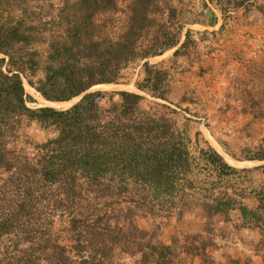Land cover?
<instances>
[{
	"label": "trees",
	"instance_id": "obj_1",
	"mask_svg": "<svg viewBox=\"0 0 264 264\" xmlns=\"http://www.w3.org/2000/svg\"><path fill=\"white\" fill-rule=\"evenodd\" d=\"M118 10L115 0H63L45 6L31 0H0V178L8 173L4 186L16 188L12 191L15 199L8 198L0 206V237L14 233L15 224L19 227L29 219L36 198L53 207L58 200L66 202L68 208L90 194H132L134 206L126 207L124 213L119 208L117 213L109 210L93 219L70 212L69 230L76 234L72 239L77 258H69L66 247L58 244L54 246L58 261L53 264H119L113 261L115 248L131 256L139 254L137 264H176L178 257L174 240L171 245L160 241L158 224L141 229L136 219L153 215L155 207L181 202L188 207L185 190L193 186L187 178L191 159L185 139L169 116L142 107L145 96L91 89L118 83L123 69L144 60L145 75L136 87L165 99L170 90L168 73L146 59L178 42L180 10L157 0H130L120 30L107 32L105 17L113 19ZM186 45L187 41L181 46ZM23 79L45 101L80 99L62 110L30 108L27 103L32 97L25 92ZM115 95L120 99L117 102ZM106 97L111 103L102 108ZM260 104L253 101L242 112L264 119L250 111ZM23 120L57 130L55 137L37 145L33 161L9 148ZM242 154L244 160L264 161V131L259 144L244 148ZM208 161L234 170L215 151H210ZM260 167L264 169V164ZM260 200L264 202V193ZM235 203V199L218 198L201 206L209 219ZM136 208L145 211L139 213ZM240 211L247 215L245 207ZM251 215L258 219L255 213ZM206 244L201 241V248ZM29 247L22 251L26 254ZM13 258L7 261L4 257L5 263L0 264L32 263Z\"/></svg>",
	"mask_w": 264,
	"mask_h": 264
},
{
	"label": "crops",
	"instance_id": "obj_2",
	"mask_svg": "<svg viewBox=\"0 0 264 264\" xmlns=\"http://www.w3.org/2000/svg\"><path fill=\"white\" fill-rule=\"evenodd\" d=\"M178 20V42L162 54L146 59L168 73L170 90L165 99L155 98L136 87L145 75L144 60L137 61L135 74L127 84L113 83L118 91L145 96L143 103L154 101L173 109L170 115L188 145L191 159L187 178L193 187L187 188L184 195L188 207H182V202L174 207H157L159 215L138 217L136 223L141 229L158 224L160 241L171 245L174 240L176 258L182 264H264V202L260 200L264 193V169L260 166L264 161L232 157L230 150L214 137L211 128L204 122H194L203 121L205 117L211 120L216 112L220 114L214 119L232 114L224 106L227 102L224 91H220L221 85L226 91V85L217 80L236 74L244 59L263 58L264 0H197L193 7L183 10ZM185 41L187 45L182 47ZM212 74L216 75V80L211 79ZM195 99L197 101H193ZM119 100L118 95L113 97V101ZM199 102L207 105L199 113L188 108ZM233 117L245 122L261 119L237 110ZM242 127L241 124L238 130ZM211 150L234 170L212 165L208 161ZM218 198L235 199L236 203L208 219L201 204L215 202ZM241 206L247 209L245 217ZM203 240L208 242L205 248H201Z\"/></svg>",
	"mask_w": 264,
	"mask_h": 264
},
{
	"label": "rangeland",
	"instance_id": "obj_3",
	"mask_svg": "<svg viewBox=\"0 0 264 264\" xmlns=\"http://www.w3.org/2000/svg\"><path fill=\"white\" fill-rule=\"evenodd\" d=\"M31 1L32 3L38 2L40 5L42 4L45 6L51 3L53 5H58L63 0ZM115 1L119 10L112 15L113 19H108V16L105 17L107 21L106 31L110 33L118 32L120 30V26L123 25L125 20L124 11L126 10V5L130 0ZM157 1H160L162 3H171L178 10H180L181 14L183 10L187 11L188 7H193L196 4L197 0ZM244 60L245 62L242 64L241 67L237 69L238 72L236 74H233L229 77H219V80H217V82L222 81L226 85V91L225 89H223L222 85L220 87V91H224L225 93L223 92V95L227 98V102L224 106L227 110H229L230 113L234 115V111L237 110L238 112L243 113L242 111L245 108L248 109V106L251 102L259 101L261 104L257 107V109L250 111H255L253 112L255 113V115H264V56L262 59L256 57L247 58ZM138 64L139 62L137 61L131 63L128 69L124 70L121 74V80L118 83L121 82L127 84L135 74L136 66ZM212 76L213 78L211 79L216 80V75L212 74ZM23 81L25 85V92L32 97V100L27 103L30 108L50 106L60 107L59 110H62L69 108L71 105H73L80 99V96H78L68 102H61L57 103L58 105H55V103L53 102L45 101L32 87L27 85L28 83L25 79H23ZM118 89L119 88L116 87V84H109L99 85L97 87L94 86L91 90H100L111 93L112 91H118ZM216 91L219 90L216 89ZM197 100L195 99L193 101ZM110 103V100L106 97L101 101V107L108 108ZM156 103L159 102L149 101L143 103L142 107L145 109L154 108L159 113H163L172 119L170 115L172 112L170 111L173 109L170 108V110L165 106L163 107L161 105H155ZM196 104L197 106L188 107L190 108V110L195 109V113H199L198 111H201L202 108L207 106L202 105V102ZM219 114L220 113L218 112L212 114L211 120L205 117V120L203 121L194 120V122H204L207 127L213 130V132L215 133L214 137L219 141V143L223 145L226 150H230V153L232 155L242 159V150L244 148H253L259 144L264 131V119L249 120L245 122L244 119H238L237 117H233L232 114L227 115V117L225 118H222L221 115L220 118L217 117L214 119V116H218ZM241 124L243 125V127L241 130H238ZM56 135L57 130H55L54 128L45 129L42 128L40 124L36 121L27 122L26 120H23L22 125L17 132L16 138L10 142L9 148L15 150L17 156L28 157L33 161L38 155L39 149L37 145L44 143L46 140L53 138ZM223 155L225 159H227V155ZM8 176V173H5L1 175L0 178V206L3 205V203L7 201L8 198H13V195H15L12 194V191H15L16 188L14 189L11 188V186H4V180H6ZM131 196L132 194H130V192H124V194H122L121 196L116 193L114 196L107 197H96L93 194H90V196L86 197V199L82 198L81 200L73 201L72 206L71 204H68V208H66V202L58 200V206L53 207L52 205L48 206L46 204V200L43 201L42 198H36L38 200L36 206L30 211V215L28 216L29 219L20 222L19 227L15 224L14 233L6 234L0 237V263L2 262V259L4 257H6L7 261L12 260L11 258L13 257H15L13 258V260H18V257H23V261L25 259L29 260V262H32L31 264L57 263L58 258L55 254L56 250L54 246L58 244L66 247L68 251L67 256L69 258L76 259L77 257L73 248L74 241L72 239V236L76 234L69 230V213H81L82 217L87 216L92 217L93 219L97 216L105 215V211L114 210L117 213V210H119V208L124 209L122 211L124 213L126 207L134 206V204L132 205L130 201ZM52 200L50 201L51 203ZM143 209L145 208H140L136 211L139 213H143L145 211ZM5 212L6 211L4 209L3 214H5ZM156 215H159L157 207L153 209V215H148V217H153ZM120 218H122V215L120 216ZM115 236L117 235L115 234ZM25 238H27L28 240L24 241ZM114 239H116V237H114ZM27 247H29V249H27L28 251H26V255L25 252L22 250ZM112 256L114 263L119 264H137V261L140 258L139 254H136L131 257V255L127 253L120 252L117 248H115ZM133 257H135L136 259ZM178 260L179 259L175 258L177 264H182L180 260ZM2 263H5V261H3Z\"/></svg>",
	"mask_w": 264,
	"mask_h": 264
},
{
	"label": "bare ground",
	"instance_id": "obj_4",
	"mask_svg": "<svg viewBox=\"0 0 264 264\" xmlns=\"http://www.w3.org/2000/svg\"><path fill=\"white\" fill-rule=\"evenodd\" d=\"M97 87V86H96ZM55 105H58L57 103H55ZM54 108V107H53Z\"/></svg>",
	"mask_w": 264,
	"mask_h": 264
}]
</instances>
